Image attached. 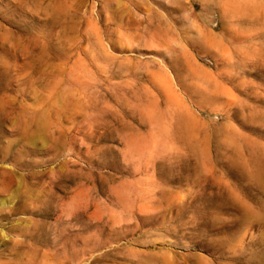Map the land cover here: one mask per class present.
<instances>
[{
	"label": "rangeland",
	"instance_id": "1",
	"mask_svg": "<svg viewBox=\"0 0 264 264\" xmlns=\"http://www.w3.org/2000/svg\"><path fill=\"white\" fill-rule=\"evenodd\" d=\"M0 264H264V0H0Z\"/></svg>",
	"mask_w": 264,
	"mask_h": 264
},
{
	"label": "bare ground",
	"instance_id": "2",
	"mask_svg": "<svg viewBox=\"0 0 264 264\" xmlns=\"http://www.w3.org/2000/svg\"><path fill=\"white\" fill-rule=\"evenodd\" d=\"M63 11V10H62ZM60 12V11H59Z\"/></svg>",
	"mask_w": 264,
	"mask_h": 264
}]
</instances>
